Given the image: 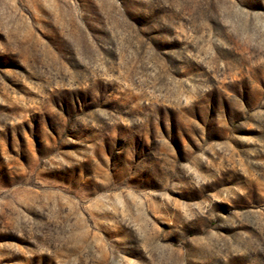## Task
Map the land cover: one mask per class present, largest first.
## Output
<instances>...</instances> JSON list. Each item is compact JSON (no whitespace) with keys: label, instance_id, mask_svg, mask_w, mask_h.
<instances>
[{"label":"rangeland","instance_id":"obj_1","mask_svg":"<svg viewBox=\"0 0 264 264\" xmlns=\"http://www.w3.org/2000/svg\"><path fill=\"white\" fill-rule=\"evenodd\" d=\"M0 264H264V0H0Z\"/></svg>","mask_w":264,"mask_h":264}]
</instances>
